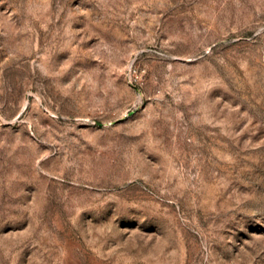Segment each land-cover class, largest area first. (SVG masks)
Returning <instances> with one entry per match:
<instances>
[{
    "label": "rangeland",
    "instance_id": "374dc122",
    "mask_svg": "<svg viewBox=\"0 0 264 264\" xmlns=\"http://www.w3.org/2000/svg\"><path fill=\"white\" fill-rule=\"evenodd\" d=\"M0 264H264V0H0Z\"/></svg>",
    "mask_w": 264,
    "mask_h": 264
}]
</instances>
